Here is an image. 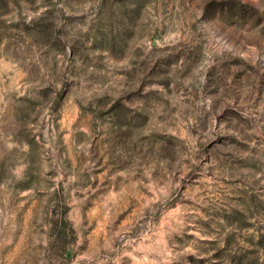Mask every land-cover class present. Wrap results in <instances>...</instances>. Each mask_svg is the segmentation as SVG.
I'll return each instance as SVG.
<instances>
[{
  "label": "rangeland",
  "instance_id": "374dc122",
  "mask_svg": "<svg viewBox=\"0 0 264 264\" xmlns=\"http://www.w3.org/2000/svg\"><path fill=\"white\" fill-rule=\"evenodd\" d=\"M0 264H264V0H0Z\"/></svg>",
  "mask_w": 264,
  "mask_h": 264
}]
</instances>
